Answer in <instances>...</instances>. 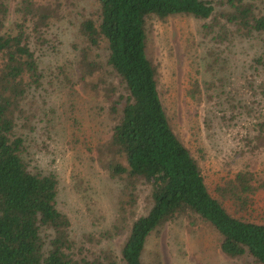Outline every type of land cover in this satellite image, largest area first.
Wrapping results in <instances>:
<instances>
[{
  "label": "rangeland",
  "instance_id": "obj_1",
  "mask_svg": "<svg viewBox=\"0 0 264 264\" xmlns=\"http://www.w3.org/2000/svg\"><path fill=\"white\" fill-rule=\"evenodd\" d=\"M2 1L7 13L0 34L11 33L26 0ZM29 1L49 17L43 28L47 47L37 51L42 83L30 90L16 120L23 158L34 173L56 174L57 208L71 222L75 256L106 262L105 254H111L123 264L120 249L131 224L147 214L152 200L147 184L140 182L132 190L125 176L111 168L115 160L125 165L108 145L118 118L111 107L120 101V110V97L127 91L107 64L105 41L93 47L80 30L85 20L98 19L99 2ZM246 1L264 14V0ZM223 9L216 5L207 19L150 16L147 54L157 69L169 123L197 161L209 192L231 215L264 222V139L254 137L257 123L264 121V33L218 38ZM83 53L95 64L91 75L81 63ZM240 170L251 171L258 188L244 210L216 190ZM41 235L48 244L49 230ZM141 259L142 264H256L249 256L225 255L218 233L186 215L154 230Z\"/></svg>",
  "mask_w": 264,
  "mask_h": 264
},
{
  "label": "trees",
  "instance_id": "obj_2",
  "mask_svg": "<svg viewBox=\"0 0 264 264\" xmlns=\"http://www.w3.org/2000/svg\"><path fill=\"white\" fill-rule=\"evenodd\" d=\"M97 20L87 19L81 33L93 47L107 45V64L124 83L121 109L112 128L109 150L115 158L113 172L125 176L132 190L136 184L150 187L152 205L135 219L120 249L123 264H142L148 236L181 215L200 219L219 235V248L227 256H249L264 264V222L231 215L208 190L200 167L189 149L172 129L157 86V69L147 54L146 20L188 14L207 19L216 5L224 18L218 38L231 35L251 37L264 33V14L246 0H98ZM40 5L25 1L13 32L0 34V264H117L111 254L92 262L75 256L69 230L71 222L57 208L58 179L54 172L34 173L23 158V136L17 130L22 103L43 78L38 48L46 45L43 28L47 13ZM0 0V26L6 17ZM211 29V25L205 26ZM88 74L95 64L81 56ZM246 82L245 80L243 83ZM245 84V83H244ZM250 89V84L248 90ZM264 98V87L261 86ZM257 140L264 139V121L257 123ZM254 174L240 170L216 190L240 210L253 202L258 188ZM130 191V194L132 193ZM49 230L46 244L41 232Z\"/></svg>",
  "mask_w": 264,
  "mask_h": 264
}]
</instances>
